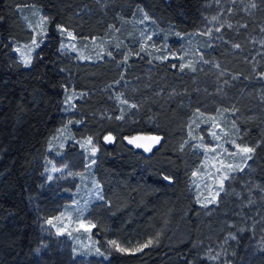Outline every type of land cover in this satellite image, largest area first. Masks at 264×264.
<instances>
[{"label": "trees", "instance_id": "trees-1", "mask_svg": "<svg viewBox=\"0 0 264 264\" xmlns=\"http://www.w3.org/2000/svg\"><path fill=\"white\" fill-rule=\"evenodd\" d=\"M32 2L49 19L45 39L27 67L13 53V43L32 33L24 29L18 9ZM210 2L215 0H0V264H73L57 239L44 242L37 211L40 207L45 215L56 214L62 202V195L53 198L45 160L50 137L65 122L69 74L79 90H86L76 103L75 116L81 122L74 128L75 136L91 133L100 148L94 172L104 186V199L91 210L94 234L106 246L116 238L140 240L142 246L148 238L159 241L137 253L112 249L100 264H210L194 252L210 220L189 186L198 158L178 144L183 122L202 92L200 77L175 78L177 98L168 104L165 95L159 98L151 89L143 96L140 91V121L118 122L115 115L107 117V109L115 104L113 81L120 68L106 60L93 65L63 54L59 30L65 26L79 37L104 34L143 6L162 24L189 33L203 26ZM263 12L260 9L257 18L264 19ZM222 48L229 52L231 42ZM236 52L227 58L230 64L241 61L243 56ZM160 84L165 90L172 85L164 80ZM181 102L187 105L180 107ZM246 120V135L256 137L264 130L260 108ZM139 132L160 137L159 145L146 151L128 143L127 138ZM258 152L255 171L264 185L263 148ZM175 232L185 237H175ZM248 264H264V255L248 258Z\"/></svg>", "mask_w": 264, "mask_h": 264}, {"label": "rangeland", "instance_id": "rangeland-1", "mask_svg": "<svg viewBox=\"0 0 264 264\" xmlns=\"http://www.w3.org/2000/svg\"><path fill=\"white\" fill-rule=\"evenodd\" d=\"M18 9L24 29L32 33L14 40L13 53L28 67L45 39L49 17L33 2L18 5ZM260 9L264 11V0H231L228 4L215 0L205 5L203 26L189 33L162 24L143 6L134 8L128 18L104 34L79 37L59 27L63 54L93 65L106 60L120 68V76L113 81L115 104L107 109L109 119L115 115L118 122L137 123L143 113L140 91L143 96L151 94V89L159 98L165 95L168 104L177 95L175 78L198 81L200 77L202 92L183 122L178 144L198 158L189 186L210 220L194 252L210 264H248V258L264 255V185L255 171L260 147L264 151V130L250 137L244 125L257 107L264 114V19L257 18ZM230 42L231 50L224 52L222 46ZM231 51H239L241 61L234 59L230 64ZM69 76L65 122L50 137L45 160L53 198L62 195V202L56 214L45 215L40 207L37 211L47 245L57 239L60 251L67 250L73 264H100L117 249L112 241L134 253L140 252L136 249L142 241L116 238L106 246L94 234L91 210L104 199V186L94 172L100 148L91 133L75 136L74 128L81 122L75 116L76 103L86 90H79ZM162 80L172 84L169 90L160 84ZM184 105L187 102L179 104ZM138 134L156 137L150 132ZM238 145L254 151L245 155ZM173 236L185 237L176 232ZM154 239L147 242L159 243Z\"/></svg>", "mask_w": 264, "mask_h": 264}, {"label": "snow or ice", "instance_id": "snow-or-ice-1", "mask_svg": "<svg viewBox=\"0 0 264 264\" xmlns=\"http://www.w3.org/2000/svg\"><path fill=\"white\" fill-rule=\"evenodd\" d=\"M255 5H253L254 7ZM71 35V34H69ZM238 47V45H237ZM106 140H111L112 138L111 137H105ZM136 140H140V139H143V140H147V141H150L151 144H155V143H159L160 142V137H137L135 138ZM130 143H135V140H132V141H129ZM151 144H148V145H142V144H137L136 146L137 147H144L146 151H150L151 150ZM239 148V151L241 153H244L245 155L249 154V153H252L254 151L253 148H250V147H247V146H237ZM95 151V149L93 150ZM248 159H251V156L248 155L247 156ZM165 179H168L167 177H165ZM214 199V198H213ZM49 223H51L49 221ZM113 245L116 246V248L119 250V251H128L127 249H124V248H121L115 241H112L111 242ZM152 243V241H148L146 244H144L143 246H141L140 248H137L136 251H141L144 247H148L150 244Z\"/></svg>", "mask_w": 264, "mask_h": 264}, {"label": "water", "instance_id": "water-1", "mask_svg": "<svg viewBox=\"0 0 264 264\" xmlns=\"http://www.w3.org/2000/svg\"><path fill=\"white\" fill-rule=\"evenodd\" d=\"M137 137H152V136H148V135H144V134H136V135H132V136H129L127 138V141L128 143H130L129 141H132V140H135V143H130L132 146H135L137 147L136 145L137 144H142V145H148V144H151L150 141H147V140H143V139H140V140H136L135 138ZM152 145V144H151ZM138 148H144V147H138Z\"/></svg>", "mask_w": 264, "mask_h": 264}, {"label": "bare ground", "instance_id": "bare-ground-1", "mask_svg": "<svg viewBox=\"0 0 264 264\" xmlns=\"http://www.w3.org/2000/svg\"><path fill=\"white\" fill-rule=\"evenodd\" d=\"M152 146V145H151Z\"/></svg>", "mask_w": 264, "mask_h": 264}]
</instances>
